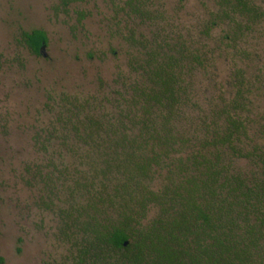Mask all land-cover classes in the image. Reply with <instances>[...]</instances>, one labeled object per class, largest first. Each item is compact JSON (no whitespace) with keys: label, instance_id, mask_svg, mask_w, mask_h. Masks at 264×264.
<instances>
[{"label":"trees","instance_id":"16d2710c","mask_svg":"<svg viewBox=\"0 0 264 264\" xmlns=\"http://www.w3.org/2000/svg\"><path fill=\"white\" fill-rule=\"evenodd\" d=\"M105 1L143 25L162 18L150 0ZM216 2L205 36L252 12L250 0ZM122 37L129 71L109 98L61 95L35 137L46 157L39 177L75 239L62 264H264V143H247L240 99L209 113L192 100L187 79L208 66L195 34L148 41L130 29ZM22 39L42 55L45 32ZM195 110L198 118L188 114Z\"/></svg>","mask_w":264,"mask_h":264},{"label":"rangeland","instance_id":"374dc122","mask_svg":"<svg viewBox=\"0 0 264 264\" xmlns=\"http://www.w3.org/2000/svg\"><path fill=\"white\" fill-rule=\"evenodd\" d=\"M150 1L162 17L158 26L125 18L105 0L67 7L61 0H0V264H62L74 252L75 239L65 235L59 217L64 207L39 177L46 157L35 137L54 120L61 95L109 98L119 73L129 71L122 36L130 29L148 41L195 34L208 66L187 79L192 100L209 113L222 99L238 96L247 143H264V0H250L248 17L207 36L205 25L219 12L216 0ZM33 30L47 37L41 56L22 39ZM45 146L51 151L56 143ZM238 163L247 169L246 161Z\"/></svg>","mask_w":264,"mask_h":264},{"label":"water","instance_id":"95a60500","mask_svg":"<svg viewBox=\"0 0 264 264\" xmlns=\"http://www.w3.org/2000/svg\"><path fill=\"white\" fill-rule=\"evenodd\" d=\"M126 245H127V242L124 243V246H126Z\"/></svg>","mask_w":264,"mask_h":264}]
</instances>
